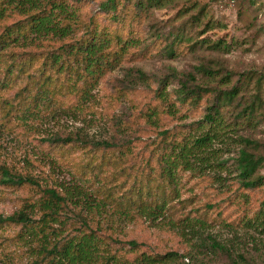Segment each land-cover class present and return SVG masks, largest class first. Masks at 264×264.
Segmentation results:
<instances>
[{"label":"trees","instance_id":"trees-1","mask_svg":"<svg viewBox=\"0 0 264 264\" xmlns=\"http://www.w3.org/2000/svg\"><path fill=\"white\" fill-rule=\"evenodd\" d=\"M89 2L97 9L86 10L83 4ZM164 3L0 0L1 122L24 126L60 114L73 121L42 139L69 168V179L40 176L31 168L39 161L27 153L26 170L0 163V183L25 191L18 208L0 217V223L19 227L11 238L23 242L25 261L19 264H179L176 251L154 253L128 235L130 225L144 220L175 231L191 249L220 251L239 264L232 255L245 259L236 248L238 235L223 242L206 232L212 222L226 219L225 208L236 197L243 199L236 224L264 232V197L251 215L246 203L252 192L264 193L263 70L233 72L201 64L196 67L201 80L173 69L151 87L146 72L130 68L121 94L153 90L152 101L130 115L144 126L106 113L111 123L100 133L90 131L96 115L103 116L93 92L100 80L122 62L145 56L157 41V50L167 56L204 45L218 53L247 52L255 44L256 36L227 42L193 40L184 33L164 39L158 34L143 43L137 26L150 7ZM263 30L260 24L256 32L261 36ZM170 80L177 83L172 90ZM200 107L201 117L185 122ZM166 117L177 123L164 125ZM146 128L152 131L144 139ZM257 128L260 139L253 135ZM234 151L229 162L224 154ZM49 166L52 172L58 167L54 159ZM189 179L197 188L186 187ZM180 188L186 197H180Z\"/></svg>","mask_w":264,"mask_h":264},{"label":"rangeland","instance_id":"rangeland-1","mask_svg":"<svg viewBox=\"0 0 264 264\" xmlns=\"http://www.w3.org/2000/svg\"><path fill=\"white\" fill-rule=\"evenodd\" d=\"M164 1L165 3L161 7H150L144 23L137 26L141 31L140 35L144 38L143 43H150L158 34L164 35L162 36L164 39L171 34L184 33L186 37L191 36L193 40L207 39L214 41L224 39L227 42L236 37L256 36L255 44L247 52L236 49L227 54L218 53L204 45L193 51L185 48L182 51L178 50L173 56H167L157 50L160 46V42L157 41L158 46L150 45L145 56L122 62L100 80L93 92L100 102L98 110L101 111L100 113L103 116L96 115L97 123L95 125L97 126H93L90 131L100 133L104 127L111 123L110 119L104 115L106 113L120 116L121 119L129 122L135 121L141 127L144 126L142 120L130 115L144 109L145 104L152 101L153 90L140 88L132 91L125 90L121 94V88L125 87L121 80L126 77L130 68H140L146 72L152 79L151 87L158 86V80L168 76L173 69L180 75L181 73H194L198 80H201V74H196V67L201 64L214 66L220 64L219 69L223 71L239 72L248 68L264 71V30L261 32V36L260 32H256L260 24L264 26V0ZM83 7L88 11H93V9H97V4L96 2L84 3ZM193 16H199V20L197 22L193 21ZM175 87H177V83L171 81L168 90ZM11 93L12 90L4 91L2 94L9 95ZM64 103L67 104L68 101ZM202 113L203 110L200 107L189 114L185 122L198 119ZM176 120L175 118L166 117L164 118V125H175ZM71 124H73V121L62 114L55 119L51 118L50 115L42 116L40 120L32 119L29 120V124L24 126H18L15 122H1L0 120V163L13 164L20 171L26 170L24 157L27 153L29 158L39 161L40 165L31 168H33V171H37L40 176H44V178L54 177L59 180L69 179L71 177L69 168L62 166L58 156L49 149L46 143H42V139L59 128H70ZM74 124L78 125L79 122ZM149 130L152 131L149 128L143 131L144 139H146V136L151 135ZM253 135L260 139V128H257ZM234 156H236L235 151L224 154V157H228L229 162L232 161ZM51 159H54L58 166L53 172L49 166ZM183 180L185 181V177H183ZM193 181L189 179L186 187L197 188L193 185ZM179 191L182 198L188 195L183 188H180ZM24 194L23 189L5 186L0 183V217H5L16 210ZM263 197L262 190H256L249 196L247 195L246 203L250 204L247 208L248 215L253 213L258 201H261ZM203 199L202 197L201 200ZM234 201L230 204V208H225L224 215L226 219L221 223L212 222L206 232L212 233L223 242L238 235L237 239H239L240 244L236 248L244 253L245 259L240 261L235 253H232L233 258L239 264H264V232H259L258 229L245 226L243 223L236 224L235 221L241 215V208L238 207L237 203L243 202V199L236 197ZM227 223H231L229 224L230 227L226 226ZM128 228H130L129 236L143 241L145 248L154 253L176 251L180 255L178 258L179 264H235L220 251L213 252L204 248L191 249L175 231L167 227L152 226L151 223L144 220L132 224ZM18 229L19 227L0 223V264L1 261L11 264H19L25 261V257L22 256L23 252L19 250L21 248L19 245L21 246L23 242L11 240Z\"/></svg>","mask_w":264,"mask_h":264}]
</instances>
